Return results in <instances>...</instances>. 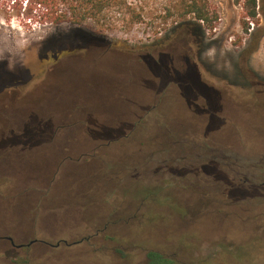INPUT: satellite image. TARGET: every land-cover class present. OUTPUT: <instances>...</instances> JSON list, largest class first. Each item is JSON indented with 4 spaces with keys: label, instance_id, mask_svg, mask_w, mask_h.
Segmentation results:
<instances>
[{
    "label": "rangeland",
    "instance_id": "obj_1",
    "mask_svg": "<svg viewBox=\"0 0 264 264\" xmlns=\"http://www.w3.org/2000/svg\"><path fill=\"white\" fill-rule=\"evenodd\" d=\"M180 1L98 41L0 0V264H264V0H207L211 25Z\"/></svg>",
    "mask_w": 264,
    "mask_h": 264
},
{
    "label": "trees",
    "instance_id": "obj_2",
    "mask_svg": "<svg viewBox=\"0 0 264 264\" xmlns=\"http://www.w3.org/2000/svg\"><path fill=\"white\" fill-rule=\"evenodd\" d=\"M14 2L13 8L17 10L24 9V12L18 14L26 18L27 26H30V31L34 32L35 27L43 29L50 26H60L62 24H71L76 26H88L94 30L93 38L98 41H106V30L110 24V18L113 14H118V8L124 9L131 7L128 5V0H11ZM263 0H246L245 4L250 8L249 15L253 18L257 17L259 12L257 7L262 5ZM179 7V8H178ZM177 10L179 16L184 18L191 16L197 21H202L208 25L212 24L210 18V10L207 0H181ZM134 15L140 19L141 15L135 13ZM170 15H172L170 13ZM112 24V23H111ZM44 45L45 53L51 50L52 52L58 51L62 46L56 45L53 42L54 37ZM66 45V44H65ZM47 51V52H46ZM82 103V104H81ZM81 105H86V101H80L76 104V108H81ZM135 136V135H134ZM232 164V163H230ZM264 169V168H263ZM202 170V166L200 168ZM216 170V169H215ZM217 171V170H216ZM218 172H212L211 175L215 176ZM208 174V173H206ZM252 185L255 188L256 197L249 198L248 205L252 206L253 210L259 212L263 209V213L255 215L256 224H264V190L259 187L264 185V178L262 181ZM259 200V202H258ZM181 208V207H180ZM182 209V208H181ZM242 256V255H241ZM148 264H175L174 260L165 256L159 251L150 250L147 253Z\"/></svg>",
    "mask_w": 264,
    "mask_h": 264
},
{
    "label": "flooded vegetation",
    "instance_id": "obj_3",
    "mask_svg": "<svg viewBox=\"0 0 264 264\" xmlns=\"http://www.w3.org/2000/svg\"><path fill=\"white\" fill-rule=\"evenodd\" d=\"M15 130H13V132H14ZM25 131H26V129H25ZM23 134H25V132H23ZM20 246H22V245H20Z\"/></svg>",
    "mask_w": 264,
    "mask_h": 264
}]
</instances>
